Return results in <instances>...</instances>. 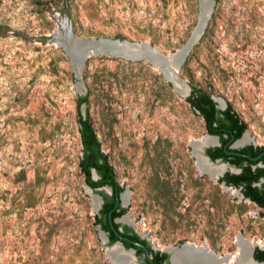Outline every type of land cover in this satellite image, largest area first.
I'll return each instance as SVG.
<instances>
[{
  "label": "rangeland",
  "instance_id": "1",
  "mask_svg": "<svg viewBox=\"0 0 264 264\" xmlns=\"http://www.w3.org/2000/svg\"><path fill=\"white\" fill-rule=\"evenodd\" d=\"M207 1L180 75L230 102L245 141L264 145V0ZM201 12V0H0V264H116L79 165L82 93L125 187L118 222L161 249L233 259L263 246L264 208L200 170L194 143L208 131L187 96L145 59L91 55L79 78L68 51L74 36L174 53Z\"/></svg>",
  "mask_w": 264,
  "mask_h": 264
},
{
  "label": "trees",
  "instance_id": "2",
  "mask_svg": "<svg viewBox=\"0 0 264 264\" xmlns=\"http://www.w3.org/2000/svg\"><path fill=\"white\" fill-rule=\"evenodd\" d=\"M1 29L2 26L0 25V31ZM191 86V94L186 99L191 103L193 109L206 120L207 131L210 134L218 135L221 140L220 146L209 147L206 149V153L213 160L222 158L224 161L242 168L241 173L227 172L219 181H226L237 187L241 186L246 198L264 208V182L258 184L259 180L264 177V145L251 143L241 148L231 147L234 141L239 139L247 130V123L235 111L230 102H227L225 109H220L217 107L218 103L213 99L212 93L205 88L196 87L192 83ZM77 101L79 132L83 151L79 165L85 175V181L92 188L108 185L113 190L111 195L99 191L104 198V202L95 215L97 224L107 232L110 244L118 241L120 235H125L135 242L147 245L150 251H153L150 242L142 238L132 226L115 221L116 218L127 212V208L121 206L119 200L125 187L117 180L114 166L110 163L108 155L102 148V143L89 111V94L79 95ZM83 104L87 105L86 115L82 112ZM94 170L100 176L98 179H94ZM121 227L122 231L120 230ZM123 242L127 248H135L138 254L143 252V248L136 243L127 240ZM254 256L256 259L263 261L264 246H257ZM168 258L169 254L167 252L157 251L152 261L155 264H162L163 260ZM152 261L146 259V264H153Z\"/></svg>",
  "mask_w": 264,
  "mask_h": 264
},
{
  "label": "water",
  "instance_id": "3",
  "mask_svg": "<svg viewBox=\"0 0 264 264\" xmlns=\"http://www.w3.org/2000/svg\"><path fill=\"white\" fill-rule=\"evenodd\" d=\"M203 1H204V8H203L201 14L204 13L205 15L203 16L202 20L203 19H209L208 18L210 15L209 13H211V11H212V5L210 8L209 7L205 8L206 1L205 0H203ZM210 3L212 4L211 1H210ZM202 20L201 19L199 20L197 27L199 26V24ZM206 24H207V20H206ZM197 27L194 29L192 35L187 40L185 45H183L176 52L170 53V54H165V53L161 52L155 46H153L150 42H130L127 40H122V39L80 38V37H74V36H72V38L69 41L68 51H69V54L73 58V62L76 64V72H77V76L79 78H81L82 67L84 65L85 60L91 55L101 54V53H109V54H112L115 56H122V57H126V58L145 59L149 63H151L155 68L159 69L166 76V78L173 84L174 88L178 92H180V94L188 97L191 94L192 86L189 83V81H187L186 79L181 77L180 71H181V68H182L185 60H186V57H187L189 51L191 50L193 45L198 41V39L202 35V33H201L199 38L196 37ZM203 29H205V28L202 27V32L204 31ZM78 85L80 88L83 87V82L79 81ZM81 95H84V94L82 93ZM212 97L218 103V106L221 109H225L227 107V102L225 100H223L222 98L216 97L214 95H212ZM83 106H84L83 107L84 108L83 114L86 115V108H85L86 104H83ZM246 131L243 133V135L239 139L234 141V143L232 144V147L241 148V147H244L247 144H251V143L257 145V143L249 142V140H247L241 144H238V142L240 140H242L247 135ZM207 135L215 137L217 142L214 145H209V146H206L204 148L203 153H204L205 157L212 163L219 162V163H222L226 166V170H224L217 178L220 179L222 176L225 175V173L228 170L233 172V173H241L242 172L241 167L233 165L230 162L224 161L222 158H217L216 160L211 159V157L206 153V149L209 147L220 146L221 140H220V137L218 135L210 134L209 132ZM93 176H94V179H98L100 177L95 170L93 171ZM222 184L226 188H233L232 186L227 185L225 182H223ZM87 188H88V191H91L96 196H98L99 203H98L96 211L99 212V210L101 209L102 204L104 202V198L99 193V191H103L104 193L111 195L113 192L112 187L105 185L102 187L92 188L91 186H89L87 184ZM238 190L242 194V196L244 197L243 193L241 192V188H239ZM124 192H125V190L121 193L119 200L121 201L123 207H126V204L123 202V199H122V196L125 194ZM124 215L125 214H123L122 217ZM122 217L117 218L116 221L117 222L121 221ZM101 232L105 237V239H104L105 243H107L109 241V239L106 235V232L102 229H101ZM120 238L123 240H127L129 242H132V243H137L131 239L123 238L121 235H120ZM187 244L188 243H185L181 246L169 247L166 249H161L160 247L155 246V245H154V247L156 249L167 252L170 255L171 264H249V263H244V262H242V263H231L230 262V256L232 255L231 253L226 254L224 256H221V258H222L221 260L215 259L218 256V254L215 251L212 252L213 253V255H212L206 250V248H204V246H197L195 244H194V246H192V245H187ZM118 245L122 248L123 251L130 253V255H131L130 259H131V261H133L134 264H140L137 261L135 249H132V248L127 249L122 240H118L113 245H109V244L106 245V250L108 251L109 249L116 247ZM144 248L147 252H149L146 247H144ZM254 250H255V247H252L251 248V258H252L253 262L255 264H264V260L260 261V260L255 258ZM192 251L202 252L206 256H203L200 259V261H198L197 263L195 261L190 262V260L186 259V258H184V261L182 263L179 262L180 260L178 257L181 253H183L184 256H189L190 254H192ZM152 263L155 264L153 261H152Z\"/></svg>",
  "mask_w": 264,
  "mask_h": 264
},
{
  "label": "bare ground",
  "instance_id": "4",
  "mask_svg": "<svg viewBox=\"0 0 264 264\" xmlns=\"http://www.w3.org/2000/svg\"><path fill=\"white\" fill-rule=\"evenodd\" d=\"M206 1V7H211V3L210 1ZM204 8V1L201 0V11ZM208 10V9H207ZM210 14V13H209ZM208 14V15H209ZM205 14L202 13L200 19L202 20L203 16ZM209 18V17H208ZM206 20L208 21V19H203L199 26L197 27V31H196V37L199 38L200 34L203 33L202 32V27L205 28L206 27ZM204 30V29H203ZM160 123V122H159ZM155 132V131H154ZM245 137L240 140L239 143H242L245 141ZM216 138L212 137V136H205L202 139L198 140L197 142L194 143V150H195V157H197L198 159V166L200 168V170L202 172H207L209 173L212 177H214V179H216L223 171L224 169L226 170V166L222 163L216 162V163H212L210 162L204 155L203 150L206 146L209 145H214L216 144ZM92 196L96 197L95 199H98V196H96L94 193H92L91 191H89ZM124 198V195L122 196V199ZM124 202V201H123ZM98 204V202H97ZM98 206V205H97ZM244 242V241H242ZM187 245H192L194 246V244H187ZM206 250L213 255V251L208 249L207 247ZM108 255L111 256L112 259H114L116 261V264H134L133 261H131L130 257V253L123 251L122 248L118 245L116 247H113L111 249L108 250ZM206 256L204 253L202 252H195L192 251V254H190L189 256H184L183 253H181L179 255V262H183L184 258L189 259L190 262L195 261L196 263L198 261H200V259ZM211 257V256H210ZM214 257V256H213ZM212 257V258H213ZM215 258V257H214ZM215 259H219L221 260V256H217ZM231 263H249V264H255L251 258V246L249 247L247 244H242V248H241V252L240 254H238L237 256L233 257V259H230Z\"/></svg>",
  "mask_w": 264,
  "mask_h": 264
},
{
  "label": "flooded vegetation",
  "instance_id": "5",
  "mask_svg": "<svg viewBox=\"0 0 264 264\" xmlns=\"http://www.w3.org/2000/svg\"><path fill=\"white\" fill-rule=\"evenodd\" d=\"M217 107L218 108H220L219 106H218V104H217ZM221 109V108H220ZM204 118V117H203ZM206 121V120H205ZM240 142V141H239ZM238 142V144H241V143H239ZM231 147H232V145H231ZM233 148H235V147H233ZM236 154H239V155H242L241 153H238V152H235ZM234 165V164H233ZM225 170V169H224ZM227 172H231V171H227ZM226 172V173H227ZM225 173V174H226ZM231 173H233V172H231ZM223 182H225L227 185H230V186H232L233 188H237V189H239V188H241V192L243 193V191H242V187L241 186H235V185H232V184H229V183H227L226 181H222L221 183H223ZM264 182V177L263 178H261L260 180H259V182H258V184H261V183H263ZM243 195H244V193H243ZM244 198H246L245 197V195H244ZM246 199H249V198H246ZM249 200H251V199H249ZM252 201V200H251ZM254 202V201H253ZM255 203V202H254ZM257 204V203H256ZM258 205V204H257ZM121 206H123L122 205V203H121ZM259 206V205H258ZM122 217V216H121ZM118 218H120V217H118ZM117 219V218H116ZM116 219H115V221H116ZM117 222V221H116ZM124 224V223H123ZM120 230L122 231V227L120 228ZM106 235H107V237H108V234H107V232H106ZM123 238H128L127 236H125V235H121ZM141 236V235H140ZM142 237V236H141ZM142 238H144V237H142ZM108 239H109V237H108ZM128 239H130V238H128ZM146 239V238H145ZM119 240H122V241H125V240H123V239H119ZM132 240V239H131ZM148 240V239H147ZM149 241V240H148ZM117 242V241H116ZM115 242V243H116ZM150 242V241H149ZM124 243V242H123ZM108 244L109 245H113V244H110L109 243V241H108ZM137 245H139L140 247H142L143 248V252H141L140 254H138L137 253V250L135 249V248H132V249H135V251H136V256H137V261L140 263V264H146V259H149V260H152V258L154 257V255H155V253L157 252V251H161V250H159V249H156L155 247H154V245L153 244H151V248L153 249V251H150V249L148 248V246L147 245H145V244H142V243H140V242H137L136 243ZM125 245V244H124ZM263 246H264V244H263ZM263 246H259V247H263ZM144 247H146L147 249H148V251L149 252H147L146 250H145V248ZM256 247L257 246H255V250H256ZM127 248V247H126ZM251 248H252V246H251ZM127 249H130V248H127ZM255 250H254V253H255ZM161 252H165V251H161ZM162 264H171V262H170V255H169V258L168 259H164L163 260V263Z\"/></svg>",
  "mask_w": 264,
  "mask_h": 264
}]
</instances>
